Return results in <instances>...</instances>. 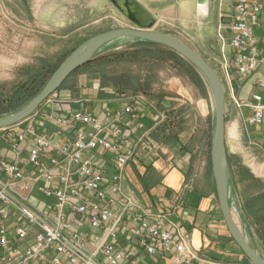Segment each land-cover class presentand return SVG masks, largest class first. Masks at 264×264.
Returning <instances> with one entry per match:
<instances>
[{"label": "built area", "instance_id": "obj_1", "mask_svg": "<svg viewBox=\"0 0 264 264\" xmlns=\"http://www.w3.org/2000/svg\"><path fill=\"white\" fill-rule=\"evenodd\" d=\"M218 5L223 67L248 78L264 67V0ZM256 84L246 104L249 122L261 124L264 72ZM139 98L97 114L56 91L0 129V264H238L191 247L175 209L147 205L124 186L142 139L133 132L147 115Z\"/></svg>", "mask_w": 264, "mask_h": 264}, {"label": "crops", "instance_id": "obj_2", "mask_svg": "<svg viewBox=\"0 0 264 264\" xmlns=\"http://www.w3.org/2000/svg\"><path fill=\"white\" fill-rule=\"evenodd\" d=\"M109 4V0H89L76 15H96L92 22H99L110 16L109 11L105 13V7ZM214 8L219 24L222 19L218 0H211L210 9ZM53 26L56 30L63 25L55 22ZM26 30L29 36V28L26 27ZM226 32L230 35L229 30ZM13 38L11 36V40ZM200 48L196 51L213 65L225 85L228 156L239 158L255 176L264 180V143L260 139L264 132V121L261 124L250 123L252 111L246 104L258 91L256 80L264 72V67L250 77L242 78L233 68L227 71L223 67L221 53L216 52L212 45L204 41L200 43ZM227 52L232 54L231 49ZM198 92V100L194 101L182 85L171 84L161 73L147 91L124 92L100 82L99 76L92 73L87 82L58 90L57 94L61 99L74 100L73 109L85 108L97 114L106 107L117 110L129 101L130 95L141 96L138 103L147 115L143 120L144 128L133 132L136 139L140 136L142 139L135 158L125 170L124 186L147 205L167 211L175 209L171 217L182 223L194 249L219 260L252 264L231 236L220 207L211 165L214 129L207 107L210 98L213 104L214 99L209 86L204 94L200 89ZM195 105L199 108L200 122L206 124H198L186 117L187 110ZM48 128L51 127L42 126V130ZM241 220L245 230L241 229L244 233L247 231L245 234L249 241L261 253L264 252V243L250 218L243 216Z\"/></svg>", "mask_w": 264, "mask_h": 264}, {"label": "rangeland", "instance_id": "obj_3", "mask_svg": "<svg viewBox=\"0 0 264 264\" xmlns=\"http://www.w3.org/2000/svg\"><path fill=\"white\" fill-rule=\"evenodd\" d=\"M138 1L156 18L154 31L172 34L187 42L195 50H201L200 43L206 41L216 52L221 53V43L218 39L219 20L215 8L200 13L197 0ZM88 2L89 0H0V84L11 87L24 80L28 70L37 68L46 61H59L64 54L69 53L93 34L103 30L133 26V23L110 0V6L105 7V13L109 11L110 16L99 22H92L96 15H76ZM55 22L63 26L55 30L53 26ZM26 27L29 28V36L26 34ZM224 35L229 36L226 31ZM11 36L14 40H11ZM129 43H131L129 40L117 41L101 54L120 51ZM225 48L226 51L230 50L229 47ZM141 65L143 64L140 62L125 61L97 63L83 67L71 74L59 90L87 82L92 73L99 76L100 82L116 87L114 76L125 71L137 73ZM155 70L157 75L161 73L162 77L171 81V84L182 85L193 96L194 101L198 100V87L188 78L179 75L170 64H159L155 66ZM194 107L187 110L186 117H190L191 121H196L198 124H206L199 120L198 106ZM207 107L208 114L211 115V127L214 129L215 108L212 98L208 101ZM239 204L241 205L240 198L238 201L233 195L234 217L245 230L241 220L245 215L240 210ZM262 254L264 255V252Z\"/></svg>", "mask_w": 264, "mask_h": 264}, {"label": "water", "instance_id": "obj_4", "mask_svg": "<svg viewBox=\"0 0 264 264\" xmlns=\"http://www.w3.org/2000/svg\"><path fill=\"white\" fill-rule=\"evenodd\" d=\"M132 23L131 27H119L88 37L71 51L52 74L42 90L25 106L0 117V129L15 125L31 116L51 94L58 91L75 71L93 60L111 44L120 40H144L167 46L189 60L207 82L215 105V125L211 145V165L220 207L233 239L252 264H264V256L252 245L237 223L232 210V196L239 201L232 179L226 145V89L213 65L191 45L165 32L154 31L156 18L138 0H110ZM198 8L210 9L211 0H197ZM240 210L243 212L241 205Z\"/></svg>", "mask_w": 264, "mask_h": 264}, {"label": "trees", "instance_id": "obj_5", "mask_svg": "<svg viewBox=\"0 0 264 264\" xmlns=\"http://www.w3.org/2000/svg\"><path fill=\"white\" fill-rule=\"evenodd\" d=\"M69 53L64 54L57 62L46 61L41 66L28 70L25 79L11 87L1 83L0 117L16 112L31 101L42 90ZM125 61L140 62L143 65L139 67V72L137 73L125 71L120 75L114 76L115 85L120 91H147L151 83L157 78L155 66L164 63L170 64L180 74L192 80L202 94L208 89L207 82L189 60L167 46L144 40H135L120 51L98 55L83 67H89L97 63L105 64ZM103 77H105V74ZM228 159L243 214L250 218L259 238L264 243V180L255 176L239 158L229 155Z\"/></svg>", "mask_w": 264, "mask_h": 264}, {"label": "bare ground", "instance_id": "obj_6", "mask_svg": "<svg viewBox=\"0 0 264 264\" xmlns=\"http://www.w3.org/2000/svg\"><path fill=\"white\" fill-rule=\"evenodd\" d=\"M199 12L200 13H204L205 12V9L204 8H199Z\"/></svg>", "mask_w": 264, "mask_h": 264}]
</instances>
